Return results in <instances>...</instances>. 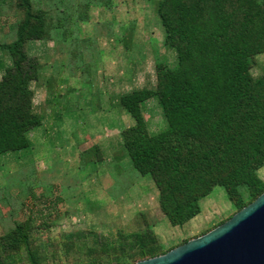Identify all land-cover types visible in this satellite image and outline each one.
I'll return each instance as SVG.
<instances>
[{
	"label": "trees",
	"instance_id": "1",
	"mask_svg": "<svg viewBox=\"0 0 264 264\" xmlns=\"http://www.w3.org/2000/svg\"><path fill=\"white\" fill-rule=\"evenodd\" d=\"M8 2L19 18L12 39H0V53L10 60L5 65L0 59V155L30 148L31 132L43 124L32 84L58 92L50 78L43 80L47 61L31 54L28 43L60 41L71 57L83 54L81 0H0V8ZM153 7L163 44L177 61L157 60L154 87L124 92L111 103L134 120L120 132L115 161L130 159L133 184L137 176L152 177L159 208L173 226L196 217L201 200L217 185L237 212L264 192V70L253 73L257 56L264 54V0H154ZM152 99L162 111L157 131L145 113ZM89 150L99 152L92 161L102 160L97 144ZM21 167L31 180L12 188L23 217L0 232V264H137L180 245L162 241L154 229L158 220L148 210L136 213L132 228L115 234L74 229L61 231L54 241L52 229L68 213L62 185L42 182L28 161Z\"/></svg>",
	"mask_w": 264,
	"mask_h": 264
},
{
	"label": "rangeland",
	"instance_id": "2",
	"mask_svg": "<svg viewBox=\"0 0 264 264\" xmlns=\"http://www.w3.org/2000/svg\"><path fill=\"white\" fill-rule=\"evenodd\" d=\"M153 1L113 0L111 7H104L81 0L79 13L83 54L78 58L65 53L60 41L36 40L28 43L31 54L47 61L43 80L50 78L49 85L57 86L58 90L55 94L46 93L45 87L33 83L35 109L41 112L45 109L49 114L52 110L50 119L54 125L47 119L44 127H56L49 131L47 143H40L33 137L35 140H32L30 148L0 155V197L6 195L0 201V232L14 219L23 217L20 212L22 202L16 196L18 190L12 187L25 186L31 180L24 179L20 173L24 170L21 167L24 160L37 167L39 177L44 180L42 182L62 185L68 213L58 226L53 227L51 236L54 241L60 240L61 231L74 229L115 234L119 228H132L136 213L148 210L158 220L155 231L167 246H172L202 235L235 212L226 189L217 185L201 200V212L196 217L183 226H173L159 208V192L152 177L137 176L134 184L131 183L135 171L129 158L124 161L128 168L125 169L124 162H115L109 169L116 182L108 173L101 176L102 160H91L99 152L89 150L94 145L86 137L89 136L86 126L91 125L89 115L96 113L98 132L104 126L103 137L110 136L117 143L120 135L113 127L116 119L107 117L113 112L111 103L124 92L154 87L157 60L170 65L177 61L175 52L163 44L164 34L154 12ZM0 9V39L9 41L19 17L9 2ZM1 58L5 65L10 62L8 56L0 53ZM2 66L0 64V76ZM263 70L264 54H261L256 58L253 73L258 75ZM70 87H75V91H69ZM146 109H149L145 112L152 131L159 130L163 119L157 100L148 101ZM126 118L121 119L128 121ZM128 119L131 124L134 123L130 115ZM69 124L72 125L67 127ZM97 130L92 127L91 134ZM113 141L112 144L116 145ZM43 151L50 155L48 160L41 159ZM82 152L84 155H81ZM45 165L50 166L49 169L46 170ZM260 174L264 178V168ZM128 184L131 186L128 187Z\"/></svg>",
	"mask_w": 264,
	"mask_h": 264
},
{
	"label": "water",
	"instance_id": "3",
	"mask_svg": "<svg viewBox=\"0 0 264 264\" xmlns=\"http://www.w3.org/2000/svg\"><path fill=\"white\" fill-rule=\"evenodd\" d=\"M137 264H264V192L210 231Z\"/></svg>",
	"mask_w": 264,
	"mask_h": 264
},
{
	"label": "crops",
	"instance_id": "4",
	"mask_svg": "<svg viewBox=\"0 0 264 264\" xmlns=\"http://www.w3.org/2000/svg\"><path fill=\"white\" fill-rule=\"evenodd\" d=\"M41 89H42V93H44V90H43V88L42 87H40ZM74 88V89H73ZM70 87L69 88V91H71V90H74L75 91V87ZM144 88V87H143ZM47 93V92H46ZM50 96V95H49ZM117 99V98H116ZM153 100V99H152ZM152 100H150V101H152ZM155 100V99H154ZM36 107V106H35ZM46 107H48V106H46ZM112 107V106H111ZM113 108V112H112V114L110 115V114H106L107 115V117L108 118H110V116H111V118H113V119H116V124H114V126L113 127H116L117 129H118V131H119V135H120V132L122 131V129H124L125 127H127V126H130L131 125V121L128 119V115H123V114H121L119 111H118V109L117 108H115V107H112ZM50 110L52 109V108H49ZM147 111H149V109H146V112ZM38 112H40V113H42L43 114V124L41 125V126H39V127H37V128H35L32 132H31V134H30V138H31V140H33L34 138L33 137H35V139H37L36 141H38V142H40V143H47V141H48V139H47V136H48V134H49V131L52 129V127H54V126H50V129L49 128H47L46 127V129H45V127H44V121L45 120H47L48 119V121L49 120H51L50 119V114H52L51 112H53L52 110H51V112H50V114L49 113H47L46 111H45V109H44V111L43 112H41L40 110L38 111ZM145 112V113H146ZM125 117H127L126 119L128 120V121H124L123 122V120L121 119V118H124V120H125ZM146 118L148 119V117H147V115H146ZM97 120H98V117H97V115H96V113L93 115V114H91V115H89V118H88V122H90L91 123V125H89V126H86V127H88V135L89 136H86L87 138H89V141H90V143H91V141H92V143L93 144H97L98 146H99V148H100V157H101V159H102V161L104 162V167H106V169H104V167L102 168V170L100 169V172H101V176H103V175H105L106 173H108V174H110L111 175V179L112 180H115L114 179V177H113V174L111 173V171L109 172V169H112V164H115V155L116 154H120V150H121V137L119 136V139H118V141H117V143L116 142H114L113 140L114 139H111L112 137H110V136H107V137H109L108 139H107V137L105 138V137H103V135H102V129H104V126L103 127H100V128H102L99 132H98V130L97 129H99L97 126ZM127 122V123H126ZM50 123V122H49ZM51 123H52V125H54L53 123H54V121L53 120H51ZM73 123V122H72ZM148 123H149V126H150V122H149V119H148ZM72 124H69L67 127H70ZM56 127V126H55ZM54 127V128H55ZM94 128L95 130H97L95 133H93V134H91V131H90V129L91 128ZM39 128V129H38ZM70 129V128H69ZM36 134V135H35ZM80 135L83 137L84 136V134L83 133H80ZM85 136L83 137L84 138V140H86L85 138H86ZM94 137V138H93ZM93 138V139H92ZM118 138V137H117ZM34 139V140H35ZM111 140L114 142V143H116V145H113L112 144V142H111ZM78 154H79V149H78ZM122 155V154H121ZM41 156V159H43L44 161L45 160H48L49 159V157H50V155L47 153V152H45V151H43L42 152V154L40 155ZM127 158L128 157H125V158H123V161L121 162V163H123L124 161H127ZM101 161V160H100ZM127 162H124L123 164H124V167H125V169L126 168H128V164H126ZM48 167H50V166H48V165H45V169L47 170V169H49ZM104 169V170H103ZM107 170H108V172H107ZM115 182H116V180H115ZM113 185V184H112ZM125 195V194H124ZM124 195H122V197H124ZM158 205H159V202H158Z\"/></svg>",
	"mask_w": 264,
	"mask_h": 264
}]
</instances>
